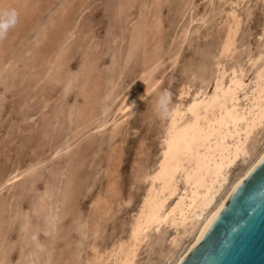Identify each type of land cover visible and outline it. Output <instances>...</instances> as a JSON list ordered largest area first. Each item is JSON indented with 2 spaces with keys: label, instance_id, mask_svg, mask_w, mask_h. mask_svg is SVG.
<instances>
[{
  "label": "rangeland",
  "instance_id": "1",
  "mask_svg": "<svg viewBox=\"0 0 264 264\" xmlns=\"http://www.w3.org/2000/svg\"><path fill=\"white\" fill-rule=\"evenodd\" d=\"M6 1L18 22L0 40V264H90L92 245L125 236L158 159L169 114L152 101L167 93L169 113L210 88L230 11L223 63L246 66L247 83L264 0ZM172 231L133 264H160Z\"/></svg>",
  "mask_w": 264,
  "mask_h": 264
},
{
  "label": "bare ground",
  "instance_id": "2",
  "mask_svg": "<svg viewBox=\"0 0 264 264\" xmlns=\"http://www.w3.org/2000/svg\"><path fill=\"white\" fill-rule=\"evenodd\" d=\"M5 2L0 0V7ZM240 19L234 11L227 14L210 88L197 90L168 113L158 159L142 175L147 186L125 236L104 249L92 245L90 264H133L142 244L161 227L173 231L160 264H178L210 217L264 155V49L246 56L248 67L260 62L247 83L246 66L223 63L236 49ZM129 101L131 106L136 99ZM237 160L242 165L231 174Z\"/></svg>",
  "mask_w": 264,
  "mask_h": 264
},
{
  "label": "water",
  "instance_id": "3",
  "mask_svg": "<svg viewBox=\"0 0 264 264\" xmlns=\"http://www.w3.org/2000/svg\"><path fill=\"white\" fill-rule=\"evenodd\" d=\"M178 264H264V155Z\"/></svg>",
  "mask_w": 264,
  "mask_h": 264
},
{
  "label": "clouds",
  "instance_id": "4",
  "mask_svg": "<svg viewBox=\"0 0 264 264\" xmlns=\"http://www.w3.org/2000/svg\"><path fill=\"white\" fill-rule=\"evenodd\" d=\"M17 22H18V13L14 8L0 7V40L6 37L10 29L14 28ZM152 107L156 115L160 117L167 116L168 114L167 93H160L158 96H156L152 101Z\"/></svg>",
  "mask_w": 264,
  "mask_h": 264
},
{
  "label": "snow or ice",
  "instance_id": "5",
  "mask_svg": "<svg viewBox=\"0 0 264 264\" xmlns=\"http://www.w3.org/2000/svg\"><path fill=\"white\" fill-rule=\"evenodd\" d=\"M209 223H211V221H209Z\"/></svg>",
  "mask_w": 264,
  "mask_h": 264
}]
</instances>
